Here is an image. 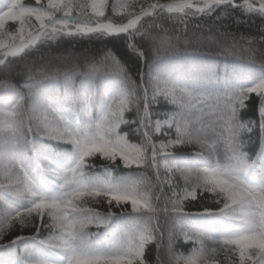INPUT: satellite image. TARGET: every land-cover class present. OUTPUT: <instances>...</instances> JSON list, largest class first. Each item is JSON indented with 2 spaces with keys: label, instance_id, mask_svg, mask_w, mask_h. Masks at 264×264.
Wrapping results in <instances>:
<instances>
[{
  "label": "snow or ice",
  "instance_id": "1",
  "mask_svg": "<svg viewBox=\"0 0 264 264\" xmlns=\"http://www.w3.org/2000/svg\"><path fill=\"white\" fill-rule=\"evenodd\" d=\"M217 10L218 20L237 11L240 22L264 21V0H6L0 7V95L10 98L0 104V195L6 197L0 264H52L34 258L29 244L66 264H264V179H251L258 169L264 174V79L218 91L181 86L152 71L181 52L264 66L258 57L264 22L258 37L221 29L213 35L210 27L198 31L199 24L190 29L192 19ZM108 37L145 62L138 79L106 45L99 56L53 51L62 38ZM14 73L22 82H13ZM106 73L122 87L103 118L83 129L37 95L45 81L75 87L77 78L95 81ZM95 95L89 90V107ZM250 101L258 105V121L241 116ZM165 104L171 110L158 111ZM257 129L261 151L254 157L249 147ZM46 141L72 145L75 166L45 165ZM183 149L203 166L181 160ZM94 161L105 162V174L89 179ZM113 166L130 172L117 177ZM37 172L57 186L56 195L44 194ZM13 200L28 206L13 207ZM180 240L190 247L178 248Z\"/></svg>",
  "mask_w": 264,
  "mask_h": 264
},
{
  "label": "trees",
  "instance_id": "2",
  "mask_svg": "<svg viewBox=\"0 0 264 264\" xmlns=\"http://www.w3.org/2000/svg\"><path fill=\"white\" fill-rule=\"evenodd\" d=\"M6 0H0V7H3ZM24 3L33 2L34 0H23ZM221 15L220 10L207 16L194 18L189 22L190 29L199 24L201 27L198 31H203L205 27L212 29L213 35H217L216 29L227 31L236 35H250L260 36L261 23L264 22L261 18L256 17L253 20L240 22L236 17L240 16L237 11L231 12L226 19H217ZM126 39V38H125ZM53 45V51L57 54L65 49H71L76 53H82L86 50L96 54L97 56L103 54L105 45L110 48L121 60L122 63L128 68L129 74L134 79H138L141 74L147 70V65L144 61L140 60L134 53H132L126 43L116 37H108L106 39H61ZM264 49V45L260 46ZM47 49H41L39 54H43ZM150 54V53H149ZM35 55V53L33 54ZM258 57L264 59V52L259 53ZM153 73H160L167 77L171 82L177 83L181 86H204L212 87L218 91L226 89L236 90L248 87L259 79H264V66L258 63H253L247 60L238 59L235 57H225L207 52H190V53H177L171 55L161 62H158L153 68ZM3 77L0 76V80ZM21 81L20 73L13 74V82ZM122 87L121 79L112 73H106L98 76L95 81H89L87 78H77L76 85L73 87L62 80L58 81H45L39 85L37 95L40 99L46 102H54L61 108L73 123L78 128H86L89 123L98 122L101 120L107 110L108 104L116 96L119 89ZM89 90L96 92L94 101L89 107L87 95ZM75 98V103L73 99ZM7 95H0V104H7L9 102ZM250 108L245 109L241 116L245 120L259 119L258 105L252 104ZM71 109V112L68 110ZM171 110V105H162L158 111L167 112ZM133 114H129L131 118ZM124 127V128H123ZM122 132L134 126H122ZM260 132L257 129L254 132L255 140L249 147V153L252 156H257L261 151V141L259 139ZM132 142H136L130 133ZM43 160L45 165L51 164L62 171H68L75 166L79 159V153L70 144H64L57 141H46L42 148ZM179 158L187 161L192 165L203 166L197 160L194 153L190 149H183L179 153ZM96 167L90 173L89 179H94L97 176H102L104 172L103 161H94ZM114 175L117 177L127 176L130 170L121 168L112 169ZM37 179L41 181L42 191L46 195H56L58 192L57 186L43 178L40 173H34ZM253 182L259 179H264V174H261L259 169L253 173L251 177ZM6 197L0 195V200ZM12 206L18 209H23L28 206L26 200H13ZM200 210L199 205L190 209L192 212ZM189 223H200L195 219H188ZM42 238H47V233L42 234ZM151 247V245L149 246ZM177 247L181 250H187L190 246L186 245L182 240L178 241ZM30 254L34 258L47 259L52 264H58L62 257H55L45 248L40 247L38 244H29ZM6 255L0 252V257Z\"/></svg>",
  "mask_w": 264,
  "mask_h": 264
},
{
  "label": "rangeland",
  "instance_id": "3",
  "mask_svg": "<svg viewBox=\"0 0 264 264\" xmlns=\"http://www.w3.org/2000/svg\"><path fill=\"white\" fill-rule=\"evenodd\" d=\"M58 264H66L65 259L62 257V258L60 259V261L58 262Z\"/></svg>",
  "mask_w": 264,
  "mask_h": 264
}]
</instances>
